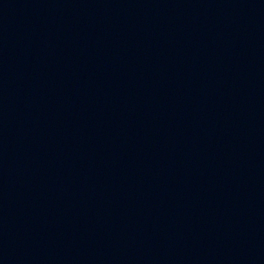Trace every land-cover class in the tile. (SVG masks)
<instances>
[{"label":"water","instance_id":"obj_1","mask_svg":"<svg viewBox=\"0 0 264 264\" xmlns=\"http://www.w3.org/2000/svg\"><path fill=\"white\" fill-rule=\"evenodd\" d=\"M0 264H264V0H0Z\"/></svg>","mask_w":264,"mask_h":264}]
</instances>
